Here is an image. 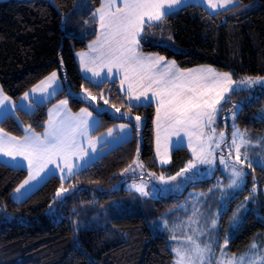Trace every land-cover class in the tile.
<instances>
[{"label": "trees", "instance_id": "16d2710c", "mask_svg": "<svg viewBox=\"0 0 264 264\" xmlns=\"http://www.w3.org/2000/svg\"><path fill=\"white\" fill-rule=\"evenodd\" d=\"M238 1L235 8L214 14L194 4L178 9L158 22L160 27H146L143 36L147 40L141 41L142 50L174 60L182 69L212 65L236 79L264 77V0ZM78 2L81 4L76 9ZM100 3L101 0H0V85L4 92L19 99L52 72L59 71L77 91L86 88L98 95L99 90L109 88L112 104L128 109L116 81L96 87L81 74L76 58V53L86 49L97 35L92 13ZM65 97H69L74 112L89 105L62 91L52 101L38 105L34 112L18 109L21 122L9 116L0 126L17 137L25 135L23 126L43 132L49 107ZM235 103H242L238 120L243 129L258 132L264 127L260 119L264 115V87L235 92L229 104ZM131 112L146 119L142 143L134 128L133 137L72 179L63 181L54 174L21 202L12 195L28 177V171L0 161V264H173L174 255L166 238L152 233L138 196L113 188L136 158L140 143L143 163L157 173L176 174L191 155L186 147L176 148L171 165L159 166L156 106H132ZM99 117L94 134L127 121L108 112ZM62 184L69 191L58 198L56 193ZM263 187L264 181L258 213H251L232 239L233 253L242 251L264 232ZM133 197L139 202L134 214H122L125 206L111 205L112 200L121 202ZM178 200H157L166 202L158 207L157 215ZM87 210L95 212L88 216L84 214Z\"/></svg>", "mask_w": 264, "mask_h": 264}, {"label": "snow or ice", "instance_id": "6c2138e0", "mask_svg": "<svg viewBox=\"0 0 264 264\" xmlns=\"http://www.w3.org/2000/svg\"><path fill=\"white\" fill-rule=\"evenodd\" d=\"M201 2L216 10L229 6L235 8L238 0H201ZM176 5L188 6L187 0H102L100 6L92 13L94 22L99 25V34L88 45L87 52H80L77 55L82 69L90 72L93 77H100L101 71L105 69L104 79L113 73V69L120 73V85L128 98L129 112L133 106L131 101H141L142 97L149 102L155 99L156 154L160 163L168 162L170 138L176 136L182 139L181 133L187 136V144L193 159L173 176L165 177L161 174L157 177L160 182L170 184L172 181H177L178 177L181 178V183L190 181L201 171L198 165L214 168L218 159L219 164L230 172L231 179L227 186L239 189L247 175L241 166L246 164L248 168L252 167L247 152L243 154L241 152L242 147L250 144V140L245 138L247 133L233 125L231 142L228 143L225 132L217 134L216 128L212 127L217 114L223 110L221 102L231 103L228 93L235 90L237 81L228 72L221 73L211 67L180 69L174 60H167L165 56L159 54H144L142 51L141 41L147 40V37L142 35L145 32V26L160 27V24L154 22H163L167 16L174 14L177 10L174 7ZM171 39V37L168 38L169 42ZM58 79V74L52 72L32 89V93L39 90L42 93L48 92L51 96L55 91L53 85L59 87ZM239 83L249 88L255 85L264 86V77L248 76ZM95 86L100 87V82H96ZM49 89L53 91L49 92ZM84 92L85 99H96V96L88 89L85 88ZM0 97H3L0 100V108H3V101L9 98L3 96L2 89H0ZM28 98L29 93H25L24 99L28 100ZM108 102L104 99L105 104ZM67 104V100L59 102V106L53 110V114H50L42 134L29 128L28 134L18 139L9 136L0 128V155L10 157L14 161L17 158L27 161L28 178L15 189V193L20 194L14 197L16 200L24 198L40 184L44 179L41 173L45 176L55 174L54 169H50L49 165H54L55 169L63 174L61 176L63 180L74 177L84 170L83 165L73 163L74 159L84 160L87 156L89 160L85 161V164L91 162L89 149L91 153H95L96 144L100 142V138L94 139L89 134V119L92 113L84 108L78 115L73 116L67 109ZM112 107L117 113L121 111L115 105ZM233 107L239 109L238 105ZM235 116V112L230 113L232 120H235ZM140 119V116L134 117L137 125ZM260 119L264 120V115H261ZM130 127V124L119 125L121 131ZM205 129H208L211 135L206 133ZM112 133L113 129H108L106 135L111 136ZM222 145H227V156L223 153L217 156V150L221 149ZM136 155L137 158L123 170V173H136L138 169L143 170L144 165L138 159L139 152ZM229 158H233L232 163H229ZM17 165L23 167L20 161H17ZM193 169L197 171L194 172ZM188 173L191 175H186ZM33 181L35 183H32ZM147 187L142 177L140 183H133L130 186L145 197L150 194ZM21 189H24L23 193ZM68 191L69 189L64 188L62 184L56 196L62 197L63 193ZM158 191L160 189L153 185V194ZM251 191L255 193V187ZM196 199L197 203L193 205V212L187 223L182 222L178 225L181 229L184 227L190 229L189 232H182V243L173 232L172 239L178 241L177 246L172 248L173 264H264V246L255 241L240 257L231 256L216 260L211 238L217 229L219 213L205 216L200 211L199 197ZM238 216L239 210L233 215V226L239 223ZM161 222L165 227L168 226L167 219L161 218ZM201 237L204 239L201 240ZM227 244L226 239L225 248ZM221 255L224 256L222 250Z\"/></svg>", "mask_w": 264, "mask_h": 264}, {"label": "rangeland", "instance_id": "374dc122", "mask_svg": "<svg viewBox=\"0 0 264 264\" xmlns=\"http://www.w3.org/2000/svg\"><path fill=\"white\" fill-rule=\"evenodd\" d=\"M81 2H78L76 5V9L79 8ZM67 21V18L65 17V20ZM83 37V35H81ZM174 46L173 44H171ZM176 49V48H175ZM58 74V85H53V89L55 91L50 96L48 92H40L39 90L35 93H32V89L35 88L37 85L40 84V82L32 87L30 90H28L26 93H29L28 100L24 99V95H22L19 99H14L10 96H8L2 86L0 85V89L3 91V96L8 97V100H4V107L0 108V124L1 122L9 117L14 116L19 120L18 116V109H22L24 111H28L29 113L34 112L37 109V106L40 104L39 102H36L37 100L35 97L40 99L42 101V104H45L46 102L52 101L55 99L58 94L62 91H66L68 94L74 97H79L80 99H84L88 101L89 105L83 106L82 109L87 108L89 112L92 113L91 118L89 119L90 124V136L95 138H100V142L96 144L101 145L98 149H96L95 153H91V149H89V155L91 157V162L88 164H85V161L89 160V157H85L84 160H79L78 158L73 160L74 164H80L84 166V169L88 167L91 163L96 162L102 155L107 153L108 151H111L115 147L121 145L122 143L129 140L131 137L135 135L134 128H137L138 130V136L142 143V133L143 128L146 123V119L143 116L137 115L133 112H129L128 109L123 108L121 106H116L121 109L119 113L115 111V108L112 107V91L109 88H103L102 90H99L97 92L98 95L96 96L95 100L91 99H85L86 93L84 92V89L81 91H77V89L72 88V85L70 82L64 81L61 77L59 71H54ZM50 76V75H49ZM48 77V76H47ZM46 77V78H47ZM248 77V76H247ZM45 78V79H46ZM245 77H242L240 79H235L237 81V89L238 91L245 90V89H252L256 90L257 88L264 87L262 85H255L251 88H249L247 85L240 84L239 81L243 80ZM43 79L42 81H44ZM53 89H49V92H52ZM39 93L37 96L36 94ZM101 93H103V97H101ZM235 93V92H234ZM233 93V94H234ZM232 94V95H233ZM231 95V96H232ZM230 96V97H231ZM3 97H0V100H2ZM104 99H107L109 102L108 104L104 103ZM61 100H67V109L70 111V113L75 116L78 115L81 111V109L78 112H74L70 105H69V97H65L62 99H59L56 101L53 105L49 107L48 110V119L50 114H53V110L56 109L59 106V102ZM12 105H15V107H12ZM234 105H238L239 109L234 108L231 104L227 103L221 105L223 110L217 114L215 118V122L212 125V127L216 128L217 134L220 132H225L226 137H228V143L231 142L230 137L231 133L233 131V125L238 128L242 132H246L247 136L246 139L250 140V144L242 147L241 152L242 154L244 152H247L249 162H251L252 167L248 168L247 165H242L243 170L247 175L244 177V184L241 185L239 189L229 188L227 185L231 179L230 172L224 168V166L219 164V160L217 159V163L214 168H209L207 165H198V168L201 170L196 177H194L192 180L183 181L181 183V178L178 177L177 181H172L170 184H163L160 182L157 177H159L161 174H163L165 177L173 176L171 174L166 173H157L145 166L141 159V153H142V144L140 143L139 146V161H141L144 165L143 170H137L136 173H123L121 176L122 178L120 181L114 186L113 190L121 191V190H128L135 193V196H138L140 199V203L143 207V215L147 219V223L149 228L151 229L152 233L156 236H163L166 238L171 250L172 248L177 246L178 241L172 239L173 232L177 235L179 238V242L182 243V232H189L190 229L187 227H184L181 229L178 227L179 224L187 223L189 217L192 215L193 212V205L197 203V197H199V206L200 211L204 213L205 216H209L212 213H219V219L217 224V229L215 230L214 234L211 238V243L213 244V253L214 258L216 260H222L224 257H231L236 256L240 257L241 254H244L248 251L250 248V244L255 241L257 244L264 246V232H260L256 235V237L253 239V241L246 246L242 251L239 253H233L231 251V242L232 239L241 231L243 226L245 225L248 216L255 212L258 213V199L260 198V187L261 182L264 181V127L260 129L258 132L250 131L249 129H243L239 124V115L242 109V103H235ZM103 112H108L113 117L125 119L127 121H120L116 124H114L111 128L113 129V133L111 136H107L108 130L104 132H100L96 135L92 134V132L96 129L98 122L100 121V114ZM235 112V120H232L230 118V113ZM135 116H140L141 119L139 121V124L134 120ZM20 121V120H19ZM21 122V121H20ZM48 122V121H47ZM121 124H130L131 127L127 128L123 131L119 129V125ZM47 126V125H46ZM25 129V135L28 134L26 128ZM1 128V126H0ZM4 131V130H3ZM35 131V130H34ZM206 133L211 135V132L208 129H205ZM5 132V131H4ZM36 133H43V132H37ZM7 133V132H5ZM9 136L17 137L14 135H11L7 133ZM24 135V136H25ZM22 137H17L18 139H22ZM180 136L182 139L178 138L180 141H183L187 143V136L184 135V133H181ZM195 142V141H194ZM87 145V140L85 139V146ZM188 145V144H187ZM181 147V146H179ZM189 148V147H188ZM99 150L101 151L99 153ZM175 150V149H174ZM173 150V151H174ZM191 155V159H193L191 149H188ZM98 153V154H97ZM221 153L225 154L227 156V145H222L221 149L217 150V156H219ZM137 158V156H136ZM135 158V159H136ZM158 158V162L160 163V159ZM234 158V157H233ZM233 158H229V163H232ZM173 160V152H170L168 149V162L167 163H160L161 165H171ZM0 161L11 165L13 167H19L17 165V161H20L21 164H23V167L28 171L27 169V161H23L20 158H17L16 161L12 160L10 157H6L3 155H0ZM50 169H54V172L56 175H58L60 178L63 174L59 172L58 169H55L54 165L48 166ZM185 167V166H184ZM183 167V168H184ZM258 169H263L261 171H258ZM192 171H197L196 169H193ZM150 173H154V176H150ZM54 175V174H52ZM52 175L45 176L44 173H41V176L44 177L43 180H41L40 184L32 190L30 193H28L24 198L16 200L14 197L18 196L20 194L13 192V199L17 202L23 201L26 197H28L30 194H32L34 191H36L46 180H48L49 177ZM175 175V174H174ZM186 175H191V173H188ZM141 177L143 179V182L147 184V190L149 191V196H141L138 192H136L134 189H131L130 186L133 183H140ZM248 177L250 178V185L247 186ZM28 178V177H27ZM26 178V179H27ZM73 177H68L63 179V181H67L72 179ZM39 179V177H38ZM23 183V182H22ZM32 183H35L33 181ZM155 185L157 188L160 189V191L153 194L152 192V186ZM177 185H179L177 187ZM19 187V186H18ZM28 186H26L27 188ZM255 187L256 191L253 193L251 189ZM212 191H209V190ZM247 191H250L248 193H245ZM21 192H24V189H21ZM205 195H201V194ZM63 197V196H62ZM175 198L179 199L178 201H175L172 206L168 207L165 211L161 212L159 215L158 213V207L162 204L164 205L166 202L164 201H157L161 199H168V198ZM137 198L133 197L128 199L127 201H123L121 199V202L117 200H112L111 205L112 206H125V210L122 211V214H134L135 212V206H138ZM239 210V216L238 221L239 223L233 226V215L234 213H237ZM93 210H87L84 211V214L90 216V214L94 213ZM161 218H165L168 220V226L165 227L162 222ZM204 237H201V240H203ZM228 240L227 247H224L225 240ZM221 250L224 253V256L221 255ZM174 255V253H173Z\"/></svg>", "mask_w": 264, "mask_h": 264}, {"label": "crops", "instance_id": "0c3cea01", "mask_svg": "<svg viewBox=\"0 0 264 264\" xmlns=\"http://www.w3.org/2000/svg\"><path fill=\"white\" fill-rule=\"evenodd\" d=\"M101 2H102V0H101ZM238 3H239V1H238ZM238 3H237V5H238ZM190 4L203 6L204 8H206V9H207L210 13H212V14L233 7V6H229V7H227V8H217L216 10H213V9H211L210 7H208L205 3L201 2V0H187V5H190ZM237 5H236V6H237ZM174 7L178 10V9L184 7V6L176 5V6H174ZM97 8H98V7H97ZM177 10H176V11H177ZM94 11H95V10H94ZM154 23H158V22H154ZM146 27H147V25L145 26V29H146ZM99 31H100V29H99V25H98V23H97V35L99 34ZM143 34H144V33H142V35H143ZM97 35H96V36H97ZM95 39H96V37H95L94 39H92V40L88 43V45L91 44ZM87 51H88V46H87L86 49L81 50V51H78V52L76 53V58H77V61H78V64H79V68H80L81 74H82L87 80H89L90 82H92V83H94V84H96V82H100V84H103L104 82H107V81H109V82H115V81H116V82L118 83V85H119V88H120L121 93L124 95V89H123V88L121 87V85H120V73H119L116 69H113V73H112L110 76H108L106 79H104V76H105V73H106V69L103 70V71H101V76H100V77H93L92 74H91L90 72H85V71L82 69V66H81V63H80V59H79V56H78L77 54L80 53V52H87ZM142 51H143V50H142ZM143 53H144V54H159V53H156V52H144V51H143ZM159 55H161V54H159ZM166 59H167V58H166ZM167 60H170V59H167ZM176 65H177L180 69H182V68L177 64V62H176ZM198 67H211V68L215 69V70L218 71V72L225 73L224 71H221V70H219L218 68H216V67H214V66H212V65H200V66H196V67H194V68H198ZM191 69H193V68H191ZM232 78H233L234 80L236 79V78H234L233 76H232ZM239 79H240V78H239ZM124 87H126V85H125ZM245 90H252V89H245ZM241 91H244V90H241ZM234 92H239L238 89H237V84L235 85V90H234L233 92H231V93H228V96H231ZM36 95L38 96L39 93H37ZM149 95H151V94H149ZM124 96H125V95H124ZM125 98H126L128 104H129L128 98H127L126 96H125ZM33 100H37L36 102H39V103H40L39 105L42 104V101H41L40 99H38V97H37V98L35 97V99H33ZM131 104H132L134 107L147 106V105H150V104H154V105L156 106V103H155V99H154V98L151 100V102H149L148 100H145L143 97L141 98V101H135V100L131 101ZM222 104H223V101L221 102V105H222ZM220 114H221V111H220ZM99 122H100V121H99ZM99 122H98V124H97V127H98V125H99ZM97 127H96V129H97ZM96 129L92 132V134H94V132L96 131ZM94 135H96V134H94ZM155 139H156V117H155ZM162 143H163V142H162ZM100 146H101V145H97V148H96V149H98ZM179 146L188 148L187 143H185V142H183V141H180L176 136H172V137L170 138L169 151H170V152H173L174 149H176V148H180ZM188 149H189V148H188ZM100 152H101V151L99 150V153H100ZM108 152H109V151H108ZM108 152H107V153H108ZM97 154H98V153H97ZM105 154H106V153H105ZM156 155H157V154H156ZM102 156H103V155H102ZM157 157H158V156H157ZM157 161H158V158H157ZM158 164H159V166H161V167L168 166V165H164V166H163V165H161L159 162H158ZM262 193H263V196H264V187L262 188ZM254 240H255V239H254ZM250 245H251V244H250Z\"/></svg>", "mask_w": 264, "mask_h": 264}]
</instances>
